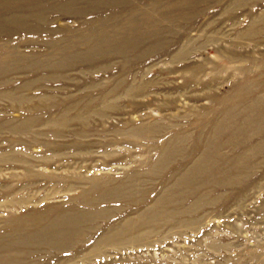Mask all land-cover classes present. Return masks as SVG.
<instances>
[{"label": "rangeland", "instance_id": "1", "mask_svg": "<svg viewBox=\"0 0 264 264\" xmlns=\"http://www.w3.org/2000/svg\"><path fill=\"white\" fill-rule=\"evenodd\" d=\"M0 264H264V0H0Z\"/></svg>", "mask_w": 264, "mask_h": 264}, {"label": "bare ground", "instance_id": "2", "mask_svg": "<svg viewBox=\"0 0 264 264\" xmlns=\"http://www.w3.org/2000/svg\"><path fill=\"white\" fill-rule=\"evenodd\" d=\"M12 23H13V22H12ZM254 29H255V28H254ZM256 31H258V30H256ZM252 32H253V31H252ZM251 34H252V33H251ZM247 35H248V34H247ZM249 35H250V34H249ZM135 130H136V129H135ZM135 130H134V131H135ZM141 130H142V129H140V131H141ZM134 131L132 132L133 134H134ZM137 131L139 132L138 129H137L135 132H137ZM135 134H136V133H135ZM137 134H139V133H137ZM23 170H24V169H23ZM29 171H30V170H29ZM26 173H27V172H26ZM132 180H133V179H132ZM132 180H131V181H132ZM129 181H130V180H129ZM129 181H128V182H129ZM121 184H122V183H121ZM108 185H109V184H108ZM130 185H131V184H130ZM95 186H96V185H95ZM132 186H133V183H132ZM103 187H104V186H103ZM103 187H102V188H103ZM120 187H121V186H120ZM123 188H124V187H123ZM133 188H134V187H133ZM89 190H90V189H89ZM119 190H120V189H119ZM107 191H108V190H107ZM107 191H106V192H107ZM110 191H111V190H110ZM110 191L107 192V193H109L108 195L111 196ZM112 191H113V190H112ZM112 191H111V192H112ZM120 191H121V190H120ZM120 191L118 192V194L120 193V195H121V192H120ZM93 192H94V191H93ZM124 192H126V190H125ZM93 194H94V193H93ZM108 195H107V197H108ZM112 195H113V194H112ZM120 195H117V196H120ZM98 196H100V195H98ZM101 196H102V195H101ZM110 196H109V197H110ZM121 196H122V195H121ZM130 196H131V195H130ZM122 197H123V196H122ZM122 197H118V198H122ZM95 198L97 199V197H95ZM111 198H112V197H111ZM127 198H129V196H127ZM102 200H103V199H102ZM99 201H101V200H99ZM108 201H109V200H108ZM108 201H107V202H108ZM96 202H97V201H96ZM102 203H103V202H102ZM95 204H97V203H95ZM89 209H90V208H89ZM101 210H102V209H101ZM74 212H75V210H74ZM102 212H106V211H105V210H102V211H101V214H102ZM97 213H98V212H97ZM146 213H147V212H146ZM146 213H145V215H146ZM85 214H86V213H85ZM60 215H61V214H60ZM76 215H77V214H76ZM99 215H100V214H99ZM145 215H144V216H145ZM151 215H152V214H151ZM72 216H74V215H72ZM95 216H96V215H95ZM148 216H149V215H148ZM154 216H155V215H154ZM68 217H69V216H68ZM88 217H89V216H88ZM92 217H94V216H92ZM142 217H143V216H142ZM149 218H150V216H149ZM153 218H154V217H153ZM153 218H152V219H153ZM70 219H71V218H70ZM146 219H147V217H146ZM146 219H144V220H146ZM87 221H88V220H87ZM90 221H91V219H89V222H90ZM108 221H109V220H108ZM73 222H74V221H73ZM75 222L78 223L77 220H76ZM80 222H81V221H80ZM80 222H79V224H81ZM82 223H83V222H82ZM128 223H129V221H128ZM126 224H127V222H126ZM75 225H76V224H75ZM93 225H94V224H93ZM93 225H92V226H93ZM107 225H108V223L106 224V226H107ZM92 226H91V227H92ZM94 226H95V225H94ZM94 226H93V227H94ZM106 226H105V227H106ZM108 226H109V225H108ZM108 226H107V227H108ZM129 226H131V225L129 224L128 227H129ZM112 227H115V225L112 226ZM117 227H120V226H116V228H117ZM116 228H115V229H116ZM130 228H131V227H130ZM101 229H102V228H101ZM101 229H99V230H101ZM111 229H112V228H111ZM123 229H124V227H123ZM72 230H73V229H72ZM105 230H106V229H105ZM113 230H114V229H112L111 231H113ZM125 230H127V228H126ZM119 231H121V230L119 229ZM127 231H128V230H127ZM129 231H130V230H129ZM78 232H79V231H78ZM103 233H104V231H103ZM120 233H122V232H120ZM87 234H88V233H87ZM106 234H107V233H106ZM78 235H79V234H78ZM98 237H99V236H98ZM104 240H105V239H104ZM105 244H106V243H105ZM106 245H107V244H106ZM106 245H105V246H106ZM117 245H118V244H117ZM32 257H33V256H32Z\"/></svg>", "mask_w": 264, "mask_h": 264}]
</instances>
